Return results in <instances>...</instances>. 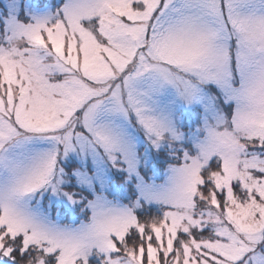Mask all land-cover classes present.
I'll list each match as a JSON object with an SVG mask.
<instances>
[{
    "label": "snow or ice",
    "instance_id": "1",
    "mask_svg": "<svg viewBox=\"0 0 264 264\" xmlns=\"http://www.w3.org/2000/svg\"><path fill=\"white\" fill-rule=\"evenodd\" d=\"M0 264H264V0H0Z\"/></svg>",
    "mask_w": 264,
    "mask_h": 264
}]
</instances>
